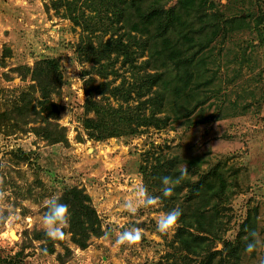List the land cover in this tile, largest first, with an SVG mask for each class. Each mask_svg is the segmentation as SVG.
I'll use <instances>...</instances> for the list:
<instances>
[{"label":"rangeland","instance_id":"rangeland-1","mask_svg":"<svg viewBox=\"0 0 264 264\" xmlns=\"http://www.w3.org/2000/svg\"><path fill=\"white\" fill-rule=\"evenodd\" d=\"M203 1L204 14H211L205 27L216 24L205 49L211 53L208 65L216 79L209 86L213 93L204 110L198 107L188 117L174 119L170 103L154 115L148 103L152 124L134 131L129 125L132 118L126 120L123 114L107 113L102 126L88 127L86 121L95 115L86 106V83L91 79L95 98L118 109H124L121 97L129 88H133L129 104L152 97L149 92L137 98L133 85L138 83L133 81L141 79L123 63V55L113 67L107 66L116 53L99 47L110 32L89 35L86 26L94 20L87 13H95V19L102 15L97 24L103 27L108 0H96L97 9L87 7L84 21L67 14L66 0H27L26 5L24 0H0V187L7 192L6 208L13 213L6 211L0 220V264H226V241L239 243L240 250L239 258L232 254L229 264H264V0ZM50 59L56 60V67ZM37 70L48 95L34 77ZM27 99L32 110L12 112ZM114 124L120 133L108 135ZM39 125L64 131L67 139L52 142L37 133L34 127ZM166 153L187 166L198 158L197 171L218 164L228 171L233 185L229 198L224 195L220 200L223 237L209 245L210 252L223 251L209 255L200 248L197 253L176 249L172 240L177 228L169 235L157 231V219L167 213L161 199L135 215L122 207L137 185L147 188L142 171L146 156L155 161ZM75 186L90 196L100 233L90 229L83 247L67 228L64 239L56 240L51 250L52 240L42 229L43 202ZM148 192L155 196L153 190ZM250 211L256 213L261 240L252 253L238 239ZM137 227L143 233L139 245L116 243L119 233ZM12 229L16 238L10 235Z\"/></svg>","mask_w":264,"mask_h":264},{"label":"trees","instance_id":"trees-1","mask_svg":"<svg viewBox=\"0 0 264 264\" xmlns=\"http://www.w3.org/2000/svg\"><path fill=\"white\" fill-rule=\"evenodd\" d=\"M79 1L66 0L67 14L75 16L78 21L87 20L85 14L87 7L92 9L99 7L95 2L96 0H83V3ZM170 1L120 0L119 4L117 0H108V8L105 10L108 21L103 27L102 24H97L98 18L102 22V15L95 19V13H87L92 14L91 17L96 21L86 26L92 38L93 35L99 37L104 36L107 32L111 33V37L99 47L110 54L116 53L113 55L114 59L110 56L112 60L108 62L107 66L111 64L110 67H113L116 58L123 55V63L130 64L131 70L137 72L133 75H139L141 79L140 81H133V83H138V85H133L138 93L137 98H142L149 92L152 93V97L141 99L137 105H133L129 104L133 88H129L126 90V95L121 97L126 104L120 102L124 106V109L119 108L120 112L110 102L103 103L95 98L97 89L92 90L90 88L94 80H89L86 83L88 94L86 106L88 111H95V115L87 118L88 127L102 126L105 115L112 112V115H125L126 120L128 117L132 118L129 125L131 127L133 124L134 126L131 128L136 131L141 125L152 124L146 113L148 103H150L148 105L153 115L156 111L162 110L164 105L170 103L168 106L170 110L168 111L174 115V119H179L185 115L188 117L198 107H201L200 110H204L203 104L213 93L209 86L215 83L216 79L215 71L211 68V64L208 65L211 62L208 60L211 58V53L205 50L209 46L207 44L209 33L214 31L216 24L211 25L209 23L205 27L207 17L211 14H204L203 0H177L174 4H170ZM92 38L88 41L90 45L93 44ZM145 55L147 57L139 63V58ZM47 61L52 62L55 67L57 66L55 59ZM37 73L38 70L34 77L40 81L44 95H48L49 92L45 90V84ZM103 75L107 76V74ZM100 84L101 86L104 85L103 82ZM109 84L110 82L107 83V86ZM98 87L99 85H96V88ZM29 100L27 99L25 104L15 107L12 112L17 111L22 114L26 112L25 110L28 112L32 110L34 106L30 104ZM117 124L109 126L111 130L106 133L108 135L120 133L117 130L119 129ZM50 125H39L34 128L37 133L52 142L67 139L64 131L54 132ZM55 127L57 126L55 125ZM154 159L155 161H152L150 157L146 156L142 164L147 188L153 190L154 195L161 199L166 212L177 206L183 211L178 221L179 227H177L172 240L176 249H185L188 252L197 253L200 248L206 250V254L209 255L225 250L227 253L223 257V261L227 260L226 264L230 263L232 254L239 258V243L235 245L231 241H226L223 250L214 249L213 252H210L209 247L211 242L214 243L223 237L221 232L225 221L222 218L223 202L220 200L224 195L229 198L233 185L225 167L218 164L205 172H201L197 171L196 166L200 165L199 159L190 160L191 166H187L189 175L175 187L171 197H164L161 192V178L170 176L175 179L179 175L178 169L185 166V161H182L181 165L178 156L168 153L161 154ZM59 198L62 203L69 207L71 214L69 229L73 233L74 239L81 246H87L86 239L90 229L93 233L98 235L100 233L99 215L90 196L75 186L66 190ZM256 220V213L250 211L241 225L238 239L242 240L241 243L243 242L244 247L251 240V237L248 240L245 237L249 235V232L256 231ZM49 245L52 246L50 248L52 250L55 241L52 240ZM206 254L204 258L208 256ZM13 263L17 264L13 261L10 262V264Z\"/></svg>","mask_w":264,"mask_h":264},{"label":"clouds","instance_id":"clouds-1","mask_svg":"<svg viewBox=\"0 0 264 264\" xmlns=\"http://www.w3.org/2000/svg\"><path fill=\"white\" fill-rule=\"evenodd\" d=\"M24 4H27V0H24ZM179 175L173 179L170 176L162 177V188L161 192L164 197H171L174 189L178 186L188 175L189 170L187 165L182 166L178 169ZM3 184V180L0 179V185ZM159 197L152 196L149 194L148 189L143 185L139 184L134 189V195L125 199L122 207L132 215L137 214L141 208H150L156 206L159 203ZM7 192L0 187V220L5 219V212L7 211L9 216L13 213L11 209L6 208ZM44 208L46 211L42 217V229L46 236L53 240H63L65 237V229L70 226V210L67 204L62 203L58 196H51L44 202ZM183 211L180 207L173 208L171 211L162 214L157 219V231L162 235H169L179 227V219L182 216ZM143 237V233L140 228H133L131 230H125L117 235L116 243L119 245L136 246L139 245ZM251 237L250 242L247 243L245 251L252 253L256 251L258 246L261 244L259 239V233L256 231L249 232V235L245 237L246 240Z\"/></svg>","mask_w":264,"mask_h":264},{"label":"bare ground","instance_id":"bare-ground-1","mask_svg":"<svg viewBox=\"0 0 264 264\" xmlns=\"http://www.w3.org/2000/svg\"><path fill=\"white\" fill-rule=\"evenodd\" d=\"M10 235L13 237V238H16V230L12 229L10 231Z\"/></svg>","mask_w":264,"mask_h":264}]
</instances>
